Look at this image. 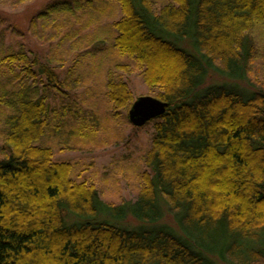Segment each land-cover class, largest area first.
<instances>
[{
	"label": "trees",
	"instance_id": "trees-1",
	"mask_svg": "<svg viewBox=\"0 0 264 264\" xmlns=\"http://www.w3.org/2000/svg\"><path fill=\"white\" fill-rule=\"evenodd\" d=\"M173 1L154 12L151 0H117L112 45L168 104L150 121L134 201L106 203L53 162L39 87L3 100L0 264H264V0ZM46 16L28 24L40 41ZM37 74L43 90L62 86L46 65ZM212 74L228 82L207 84ZM106 88L114 111L132 105L123 81Z\"/></svg>",
	"mask_w": 264,
	"mask_h": 264
},
{
	"label": "rangeland",
	"instance_id": "rangeland-1",
	"mask_svg": "<svg viewBox=\"0 0 264 264\" xmlns=\"http://www.w3.org/2000/svg\"><path fill=\"white\" fill-rule=\"evenodd\" d=\"M14 1L0 5V148L4 119L11 114L3 100L9 95L17 98L19 87L37 86L49 107V130L41 145L51 149L53 162L69 164L72 181L93 185L106 203L134 201L143 174L150 172L142 159L153 126L150 121L142 127L131 125L128 112L132 105L114 111L106 85L109 80L123 81L134 101L143 96L155 98L159 88L147 86L144 68L112 45L113 24L122 17L119 3L28 0L15 6ZM151 1L154 12L174 4L173 0ZM40 14H47L46 41L28 31L29 21ZM21 51L29 62L17 59L11 63L8 57ZM34 59L39 61L36 66L31 63ZM40 64L55 71L62 84L59 89L43 90L46 81L37 74ZM30 65L34 78L24 71ZM225 82L226 78L212 74L207 84ZM66 219L72 221L71 216ZM124 224L138 225L132 219Z\"/></svg>",
	"mask_w": 264,
	"mask_h": 264
},
{
	"label": "water",
	"instance_id": "water-1",
	"mask_svg": "<svg viewBox=\"0 0 264 264\" xmlns=\"http://www.w3.org/2000/svg\"><path fill=\"white\" fill-rule=\"evenodd\" d=\"M168 104L153 97L137 98L128 112V119L134 127H142L164 114Z\"/></svg>",
	"mask_w": 264,
	"mask_h": 264
}]
</instances>
